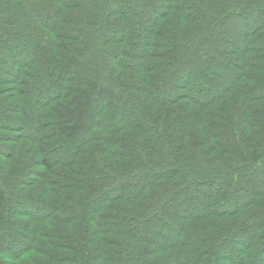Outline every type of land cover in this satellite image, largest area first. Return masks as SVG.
<instances>
[{
	"label": "trees",
	"instance_id": "obj_1",
	"mask_svg": "<svg viewBox=\"0 0 264 264\" xmlns=\"http://www.w3.org/2000/svg\"><path fill=\"white\" fill-rule=\"evenodd\" d=\"M30 251L264 264V0H0V264Z\"/></svg>",
	"mask_w": 264,
	"mask_h": 264
},
{
	"label": "rangeland",
	"instance_id": "obj_2",
	"mask_svg": "<svg viewBox=\"0 0 264 264\" xmlns=\"http://www.w3.org/2000/svg\"><path fill=\"white\" fill-rule=\"evenodd\" d=\"M144 22L145 21L143 19L137 20V24H139V26L143 25ZM240 217H242L241 214L238 216L232 217L230 219H239ZM47 226H46V228H48V229L51 228V226H49V227H47ZM39 241H40V239H39ZM42 242L46 243V246H48L47 240H43ZM61 251H64V250H61ZM37 259H40L42 261H49V262L51 261L48 257L42 256L39 254H35L34 252L30 251L29 253L27 252L26 254L20 256L19 259L16 260V264H34L33 261H36ZM52 263L55 264L57 262H52Z\"/></svg>",
	"mask_w": 264,
	"mask_h": 264
}]
</instances>
